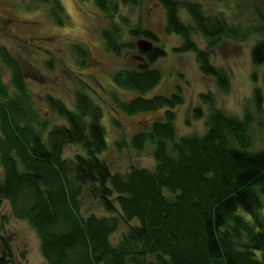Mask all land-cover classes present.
<instances>
[{
    "label": "trees",
    "instance_id": "1",
    "mask_svg": "<svg viewBox=\"0 0 264 264\" xmlns=\"http://www.w3.org/2000/svg\"><path fill=\"white\" fill-rule=\"evenodd\" d=\"M38 1L50 5L55 22L63 24L58 0ZM93 2L111 23L100 36L112 56L137 52L135 41L157 43L155 33L132 27L120 13V5L135 7L137 0H121L120 5L114 0ZM155 2L165 14V34L181 40L173 52L192 53L199 73L214 81L219 94H228L229 76L211 64L208 50L225 39L242 43L255 33L229 25L224 12L209 15L192 0ZM254 10L261 16L256 7ZM179 11H185L189 24L181 20ZM260 30L257 32L262 33ZM194 34L204 39L207 51L196 47ZM74 53L83 68L88 50L75 45ZM165 55L163 49L153 47L143 55L146 69H141V64L112 75L116 89L136 95L124 100L112 94L116 112L127 117L161 112L144 130L133 134L128 145L115 143L118 150L129 146L138 157L149 148L154 170L112 174L99 158L107 149L102 108L84 89L74 92L73 111L46 97L51 113L66 123L47 131L48 124L38 120L32 109L21 67L0 48L11 88L0 76V165L4 175L0 203L8 201L15 218L36 229L41 256L48 264H264V151L251 150L250 134L255 118L258 128L262 126L260 90L255 88L252 93L254 115L244 107L241 119L218 110L213 94L199 95L207 108L205 133L179 138L175 111L184 104L181 89L176 87L170 96H146L162 77L149 66ZM250 59L254 67L264 65V40L252 48ZM203 117L201 107L190 114L194 121ZM185 124H190L189 119ZM69 146L78 147L84 156L62 161ZM85 189L106 213H119L124 224L138 225L117 247L108 241L117 230L116 218L91 216L84 220L80 216L78 199ZM0 264H13L9 238L0 237Z\"/></svg>",
    "mask_w": 264,
    "mask_h": 264
},
{
    "label": "rangeland",
    "instance_id": "2",
    "mask_svg": "<svg viewBox=\"0 0 264 264\" xmlns=\"http://www.w3.org/2000/svg\"><path fill=\"white\" fill-rule=\"evenodd\" d=\"M114 1L120 5L121 0ZM192 1L201 4L209 15L224 12L229 25L242 32L251 30L255 33L242 43L222 40L211 50L207 49L206 42L199 34L192 36L198 49L209 51L211 64L227 72L229 92L226 95L219 94L214 81L199 73L192 53L178 55L173 52L181 45V40L165 34V14L155 0H137L138 5L135 7L120 5V13L130 21L132 27L155 33L158 40L153 43V47L163 49L166 53L164 58L149 66L152 70H158L162 77L159 84L146 96H170L179 87L184 104L175 111L177 135L179 138L201 137L205 133L207 108L200 103L199 95L213 94L218 110L227 116L241 119L244 107H248L251 115H254L252 93L255 88L259 89L263 100L262 126L258 128L257 118L254 117L255 122L250 127L253 140L251 150L264 151V65L254 67L250 59L252 48L264 40V0H231L227 3ZM58 2L62 8V25L55 22L51 6L38 0H0V48H5L21 67L31 106L38 120L48 124L47 131L65 126L63 119L51 113L46 97L61 101L68 110L73 111L74 92L84 89L103 111L101 124L105 131L107 149L99 158L107 164L110 172L126 174L131 169L153 171L155 163L149 148L138 157L129 146L118 150L115 144L117 141H124L128 145L133 134L144 130L147 122L161 115L160 112L127 117L114 110L112 94L124 100L136 96L135 93L116 89L111 78L118 71L137 68L143 64L134 60L139 55L138 50L134 53L125 51L119 58L105 50L100 34L111 23L97 10L93 0ZM254 7L261 16H258ZM179 17L184 23H190L185 11H179ZM258 29L262 33L257 32ZM75 45H82L89 52L87 64L83 68L78 65ZM0 76L6 87L11 89L10 72L1 60ZM199 107L202 108L204 117L194 121L190 114ZM187 119L190 121L189 125L185 124ZM45 136L46 134L42 137L43 142ZM77 155L84 156L78 147L69 146L64 149L62 161L71 162ZM3 177L0 165V185ZM164 196L169 198L166 193ZM78 203L79 214L84 220L91 216L99 220H118L117 230L108 239L112 247H117L131 229L138 227L135 222L124 224L119 213H106L98 201L91 198L88 189L84 190ZM114 205L116 207L115 203ZM262 213L264 216V209ZM0 237L11 240L13 264H48L41 256V242L36 229L27 221L16 219L8 201L0 203ZM148 261L152 262L153 259L149 258Z\"/></svg>",
    "mask_w": 264,
    "mask_h": 264
},
{
    "label": "water",
    "instance_id": "3",
    "mask_svg": "<svg viewBox=\"0 0 264 264\" xmlns=\"http://www.w3.org/2000/svg\"><path fill=\"white\" fill-rule=\"evenodd\" d=\"M136 47L140 55L135 57L134 60L143 63L144 65L141 67V69H146L148 65L145 63V59L143 58V55L149 53L152 50L153 45L148 41L139 40L136 42Z\"/></svg>",
    "mask_w": 264,
    "mask_h": 264
}]
</instances>
